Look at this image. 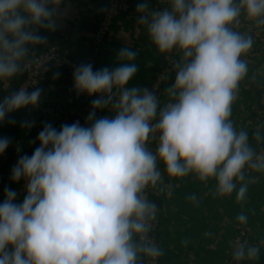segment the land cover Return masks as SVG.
I'll return each mask as SVG.
<instances>
[{
  "label": "clouds",
  "instance_id": "9594fccd",
  "mask_svg": "<svg viewBox=\"0 0 264 264\" xmlns=\"http://www.w3.org/2000/svg\"><path fill=\"white\" fill-rule=\"evenodd\" d=\"M64 5L65 0H0V82L7 84L28 67L29 46L47 42L39 30L56 31ZM136 13L159 53H182L166 89L168 101L161 108L154 92L128 87L138 71L136 52L128 48L112 69L77 66L74 88L96 97L92 111L85 125L77 121L57 129L45 123L32 141L39 146L19 156L10 179L24 181L23 194L5 188L0 203V264H155L163 255L152 235L158 206L146 189L163 182L158 162L170 178L193 174L201 182L214 180V195L235 192L237 202L246 199V170L264 173V151L257 153L249 132L237 130L231 119L248 72L241 57L253 46L237 26L242 13L264 26V0H167L159 9L143 0ZM41 92L21 87L4 96L0 123L38 107ZM105 110L112 116L97 117ZM33 126L34 121L21 122L24 129ZM156 133L153 152L147 145ZM253 138L264 142L259 128ZM10 143L0 137V155ZM237 220L246 224L247 216L240 213ZM233 249L237 264L260 256L259 245L239 239Z\"/></svg>",
  "mask_w": 264,
  "mask_h": 264
},
{
  "label": "crops",
  "instance_id": "0c3cea01",
  "mask_svg": "<svg viewBox=\"0 0 264 264\" xmlns=\"http://www.w3.org/2000/svg\"><path fill=\"white\" fill-rule=\"evenodd\" d=\"M148 2L153 9L167 6V0ZM103 8L102 0H65L57 19V30L52 32L41 29L39 34L46 37L47 42L58 43L63 52L78 60L80 65L91 64L94 71L116 67L115 58L124 48L136 52V59L132 62L137 65L138 71L128 87L145 89L151 82L156 66L159 70L163 66L165 54L159 53L152 44L146 28L137 24L136 9L116 21L113 30L95 52V48L83 39L80 32L97 25ZM240 21L251 24L264 34V26H257L243 13ZM68 26H72L75 31L70 32ZM237 30L247 35L239 28ZM42 49L44 44L31 45L29 51ZM252 49L253 51L241 57L247 63L248 72L240 83L237 98L232 105L231 119L237 130L249 132L250 145L257 151L263 142L257 143L253 133L259 128L264 136V116L262 118L259 105V92L264 80V57L258 42H253ZM17 81L15 77L7 84L0 82V101L14 90ZM59 85L58 93L52 83L41 86L40 103L55 107L77 104L75 98L79 99V96L71 99L66 95L74 91L73 86L64 81ZM167 88L164 89V97H168ZM164 97L163 100L161 98V108L164 106ZM104 112L105 116L111 117L110 111ZM8 120L16 123L10 124ZM24 120L34 121V126L31 129L22 128L21 122ZM38 121L37 113L26 109L11 113L5 122L0 123V137H8L12 141L5 153L0 155V203L3 202L5 188H12L23 194L22 180L13 183L10 179L11 171L20 155H31L34 151L35 143L32 141L36 140L35 128ZM49 121L56 125V116H50ZM253 123L256 127H253ZM18 146L20 152H17ZM158 169L162 173L163 182L153 188V195L160 201L158 246L163 252L160 257L163 264H226L237 228L249 229L250 234L245 240L248 246H260L259 259L243 260L245 264H264V173H246L249 182L246 199L237 202L235 192L228 196L214 195V180L201 182L193 174L183 178H170L162 162H158ZM193 195L196 196V201L189 199ZM240 213L247 216L246 224L237 220Z\"/></svg>",
  "mask_w": 264,
  "mask_h": 264
},
{
  "label": "built area",
  "instance_id": "2783aa9c",
  "mask_svg": "<svg viewBox=\"0 0 264 264\" xmlns=\"http://www.w3.org/2000/svg\"><path fill=\"white\" fill-rule=\"evenodd\" d=\"M104 2V8L101 15L98 18L97 25L91 29H85L80 32L81 36L84 40H87L92 44L95 48L94 51L97 52L98 48L104 43L107 36L113 30L116 21L123 15L130 13L133 10L132 0H102ZM135 10V9H134ZM237 28L241 31L247 33L248 36H251L253 42H258L262 49V54L264 57V34L258 32L253 26L249 23H240ZM68 30L70 32H74L75 29L72 26H68ZM31 46V45H30ZM29 46V48H30ZM253 51L251 48L249 50ZM252 53V52H251ZM179 50L174 49L170 53H166L164 55L163 66L160 68L158 72L154 75V80L145 88L148 89L159 98L161 102V98L165 96L164 89L167 87L168 77L171 72L176 74V68L174 65L178 63L181 58ZM252 55H255L252 53ZM258 57V56H257ZM25 64L28 67L24 68L21 74L17 76V82L13 91L19 90L21 87H26L28 91H32L35 88H40L46 83L54 84L55 88H57V93L60 89L59 83L62 81H69L74 88L73 81V71L74 69L80 65L79 61L71 58L68 54L64 53L61 49V46L58 43L54 42H46L44 43V49L39 51H29L28 57L26 58ZM23 67V65H22ZM60 73V75L54 78L55 73ZM69 98L79 96V99L75 98L76 103H71L70 105H62L57 106L52 104H43L39 103L36 108H26L32 109L37 113L38 122L35 128L36 137L38 133L42 130L45 123H50V116H56L57 124L53 125L57 129L60 128L63 124H72L74 122L79 121L81 125L86 124V118L89 113L92 111L91 102L93 100L92 97H89L87 94H77L74 91L72 93L66 94ZM66 99V98H65ZM68 99V98H67ZM72 99V98H71ZM164 104L168 101V97H164ZM163 100V98H162ZM259 105L261 108L262 118L264 116V80L259 92ZM23 109V110H26ZM104 115L105 112H97V117ZM112 116V113H111ZM261 118V119H262ZM252 127V126H251ZM253 127H256V124L253 123ZM159 142V133H156L154 137L150 140L147 145L149 150L155 152ZM264 151V142L256 151L257 153ZM250 172L246 170V173ZM24 181L22 180V190H23ZM147 198L150 201V197L154 194V189L149 188L146 189ZM160 223H161V214L158 209L156 220L154 221V231L152 235L155 237V243L158 245V233L160 231ZM249 229L247 228H237L236 235L234 236L230 254L228 258L229 264H237L236 261L232 259L231 253L233 249V242L237 239L244 241L249 236ZM145 264H151V262L146 261ZM155 264H163L161 258L155 262ZM239 264H242L241 261Z\"/></svg>",
  "mask_w": 264,
  "mask_h": 264
},
{
  "label": "trees",
  "instance_id": "16d2710c",
  "mask_svg": "<svg viewBox=\"0 0 264 264\" xmlns=\"http://www.w3.org/2000/svg\"><path fill=\"white\" fill-rule=\"evenodd\" d=\"M141 2H143V0H132V5L134 6V7H133V10L136 9V5H137L138 3H141ZM180 58H182V55L180 56ZM158 71H159V68H158V66H156L155 71H154V73H153V75H152V77H151V82L154 80V75H155L156 72H158ZM174 81H175V74H174V72H171L170 75H169V77H168V83L166 84L167 87H170V86L174 83ZM65 82L71 84L68 80L65 81ZM151 82H150V83H151ZM159 107H161V104L159 105ZM38 146H39V145H38V142L35 143V147H38ZM34 149H35V148H34ZM31 154H32V153H31ZM150 201L156 203L157 206H158V209H160V201L157 199L156 196H154V195L151 196V197H150ZM243 264H245L244 261H243Z\"/></svg>",
  "mask_w": 264,
  "mask_h": 264
},
{
  "label": "rangeland",
  "instance_id": "374dc122",
  "mask_svg": "<svg viewBox=\"0 0 264 264\" xmlns=\"http://www.w3.org/2000/svg\"><path fill=\"white\" fill-rule=\"evenodd\" d=\"M228 261H229V260H228ZM228 261H227V263H226V264H229V263H228ZM241 263L243 264V261H241Z\"/></svg>",
  "mask_w": 264,
  "mask_h": 264
}]
</instances>
